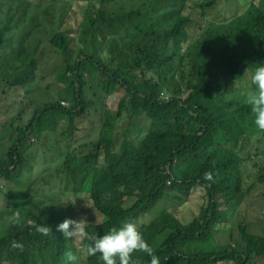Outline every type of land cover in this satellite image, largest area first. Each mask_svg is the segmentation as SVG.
<instances>
[{"label": "trees", "instance_id": "obj_1", "mask_svg": "<svg viewBox=\"0 0 264 264\" xmlns=\"http://www.w3.org/2000/svg\"><path fill=\"white\" fill-rule=\"evenodd\" d=\"M40 4H53L56 0H37ZM255 0H228L219 7L218 13L231 16L241 14V9ZM193 3L199 17L206 18L218 0H155L154 9L159 24L173 18L174 13L166 10L167 5L178 7L175 21L169 25L173 37L187 36L183 27L190 18L183 16L185 4ZM254 11V10H253ZM254 16L253 29L256 43L236 57H225L215 71L212 69L201 80L214 86L223 98L225 110L207 111L193 106L191 96L177 97L171 88L144 80L142 88L151 98L145 108L122 125L107 122L98 129L86 125L83 130L80 120L65 123V128L51 137L52 149L65 159H80L84 172L92 183L93 190L100 182L110 180L107 193L99 199L92 198L89 211L83 213L90 225L87 231L103 237L112 227L119 228L126 221L137 224L147 243L155 249L160 264H260L264 262V225L249 233L245 221L251 219V212L264 200V131L260 130L250 111L244 115L247 105L243 100L248 90L249 78L243 75L254 63L264 60V19ZM250 16V17H251ZM259 18V21H257ZM263 26V27H262ZM201 45L209 61L218 59L210 39L200 37ZM235 82L241 83L240 96L227 90ZM195 120L199 130L189 137L187 128ZM152 129L145 139L139 131ZM214 130L212 138L208 137ZM82 131V132H81ZM131 132H139L133 137V152L119 170L117 164H98L95 159L103 145L113 144ZM200 143V144H195ZM175 159L180 162L175 164ZM172 161L169 168V161ZM259 161H262L259 167ZM185 167L192 176L182 174ZM34 167L25 169L8 168L0 165V264H43L38 250L46 244L56 247L51 258L59 261L63 254L65 240L59 231L44 236L36 231L42 214L34 215V203L29 197L28 174ZM213 172L215 183L204 180L206 172ZM170 179L171 185L166 181ZM113 189H119L116 198H109ZM93 191V196H94ZM135 196V206L124 210L121 199ZM185 210L191 215L186 219L175 213ZM15 210L20 212V222L11 217ZM45 210L53 212L61 219V207L47 204ZM238 215L246 234V243L240 248L227 247L222 251L192 254L180 250L183 242L210 238L221 241L228 230L237 222L227 219L228 215ZM223 217L222 223L218 219ZM51 227V224H44ZM11 230H19L25 236L23 250L13 249L12 239L5 235ZM163 233L167 240L155 247L157 236ZM234 238V233L230 234ZM86 250V247H85ZM207 255V256H205ZM48 264H52L51 259ZM83 264H104L97 256H88ZM143 264H150L147 256Z\"/></svg>", "mask_w": 264, "mask_h": 264}, {"label": "clouds", "instance_id": "obj_2", "mask_svg": "<svg viewBox=\"0 0 264 264\" xmlns=\"http://www.w3.org/2000/svg\"><path fill=\"white\" fill-rule=\"evenodd\" d=\"M154 3L0 0V165L19 170L37 165L49 150V131L68 121H131L151 98L142 88L146 79L171 88L177 97L191 96L197 108L225 110L214 86L201 81L212 62L200 39L173 37L169 25L158 23ZM252 84L257 91L249 93L246 102L256 126L264 131V66L254 70ZM139 132L147 139L152 129ZM139 132L103 145L95 161L103 166L115 163L119 170ZM203 178L209 186L216 182L211 171ZM20 218L15 210L11 220L19 223ZM88 225L86 217L65 219L56 230L64 239L84 245L88 256L99 254L104 264H143L133 259L134 253L147 254L150 264H160L136 223L126 221L103 237L90 234ZM36 231L52 234L43 224ZM23 247L12 243L13 249ZM64 255L69 264H77L71 250Z\"/></svg>", "mask_w": 264, "mask_h": 264}, {"label": "rangeland", "instance_id": "obj_3", "mask_svg": "<svg viewBox=\"0 0 264 264\" xmlns=\"http://www.w3.org/2000/svg\"><path fill=\"white\" fill-rule=\"evenodd\" d=\"M227 3L228 0H218L216 6L211 10L212 13L206 18L198 16L193 3L185 4V10L182 13L183 16H188L190 18L189 23L183 26L188 32L187 35H200L202 38L208 37L210 39L214 52L218 56V59L212 64V71L216 70L218 63L225 57H236L249 46L256 43L255 31L252 27L255 17L251 16L252 11L254 10L253 13L261 20L264 19V0H255V6L251 2L247 3L241 9V14L239 13L235 17L224 12L218 13L219 7ZM165 9L171 10L174 13L173 18L166 17L165 19V24L171 25L175 21V14L179 8L167 5ZM259 18H257V21H259ZM260 66H264V60L261 63H254L251 68L243 71V75L250 79L247 89L252 92L257 91L256 85L252 84V75L254 74V70ZM241 88V83L235 82L231 85L230 89L227 90V93L232 94L237 92L240 96ZM248 94L249 93L245 94L243 100H247ZM250 111L251 106L249 104L245 105V109H243L244 115H247ZM80 123L83 130H85L86 125H90V129H98L103 125L102 123L88 120H80ZM65 127L64 124L49 131V150L42 158L41 162L33 166L34 169L28 174L30 184L27 188H30L29 197L34 203V215L42 214L41 218L37 219V222L43 225L51 224L53 226V231H57V226L65 219L79 220L83 213L89 211L92 198L97 200L105 195L110 185V180L100 182L96 189L93 190L92 183L84 172L82 161L80 159H65L59 155L58 151L52 149L51 137L54 136L55 132H59ZM198 130L199 126L197 122L192 120L187 128V134L189 137H193ZM261 165L262 161H259V167H261ZM18 171L20 170L18 169ZM182 174L185 176H192L193 173L190 169L185 167ZM2 188L3 185L1 184L0 189ZM93 191L95 194L94 196ZM119 194V189H113L109 198H116ZM136 202L137 197L135 196L122 198L120 206L123 207L124 210H127L135 206ZM47 204L53 205L54 208L58 206L61 207V219L59 221L53 212L45 210ZM175 213L186 219H191L190 213L185 210L176 209ZM251 213V219L244 222L247 226L246 231L249 233L264 225V200L261 204L252 209ZM227 219L237 222L238 215H228ZM222 221L223 217L221 216L218 219V223H222ZM231 233H234L233 239L230 238ZM5 236L21 244L25 238L19 230H11ZM166 241L163 233H159L155 247L158 248ZM245 243L246 234L241 223L237 222L228 230L221 241L210 238H205L204 240L194 239L183 242L180 250L192 254H201L204 252L222 251L227 247L240 248L242 245H245ZM84 244L86 245L87 241H85ZM55 247L56 246L53 244H46L42 249L38 250V255L44 260L43 264H48L49 259H51L52 264H69L64 255V253L69 250L78 257L77 264H83L85 262L87 253L84 245L71 242V239L65 240L63 254L59 261H55L51 258V253ZM136 258H140L144 263L147 259V254L134 253L133 259Z\"/></svg>", "mask_w": 264, "mask_h": 264}, {"label": "built area", "instance_id": "obj_4", "mask_svg": "<svg viewBox=\"0 0 264 264\" xmlns=\"http://www.w3.org/2000/svg\"><path fill=\"white\" fill-rule=\"evenodd\" d=\"M175 161H176V163H178L177 160H175ZM167 183H168V184H171V181H170V180H167Z\"/></svg>", "mask_w": 264, "mask_h": 264}, {"label": "water", "instance_id": "obj_5", "mask_svg": "<svg viewBox=\"0 0 264 264\" xmlns=\"http://www.w3.org/2000/svg\"><path fill=\"white\" fill-rule=\"evenodd\" d=\"M171 163H172V161L170 160V161H169V168H170V166H171Z\"/></svg>", "mask_w": 264, "mask_h": 264}]
</instances>
